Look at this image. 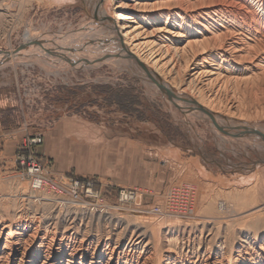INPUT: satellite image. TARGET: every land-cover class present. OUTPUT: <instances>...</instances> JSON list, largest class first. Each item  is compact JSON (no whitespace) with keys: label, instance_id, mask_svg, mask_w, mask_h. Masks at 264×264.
<instances>
[{"label":"rangeland","instance_id":"obj_1","mask_svg":"<svg viewBox=\"0 0 264 264\" xmlns=\"http://www.w3.org/2000/svg\"><path fill=\"white\" fill-rule=\"evenodd\" d=\"M96 2L0 0V50L21 45L26 32H76ZM89 49L40 54L31 48L0 68V191L42 190L29 184L21 163L31 154L64 198L87 213L141 223L157 238L190 230L194 249L204 250L200 259L240 264L236 248L264 234V207L256 210L264 206V164L251 165L259 151L224 138L208 122L184 119L122 66L91 63ZM254 121L264 129V117ZM123 190L137 196L121 199ZM95 220L94 231L107 229L106 220ZM207 234L209 241L199 244Z\"/></svg>","mask_w":264,"mask_h":264},{"label":"bare ground","instance_id":"obj_2","mask_svg":"<svg viewBox=\"0 0 264 264\" xmlns=\"http://www.w3.org/2000/svg\"><path fill=\"white\" fill-rule=\"evenodd\" d=\"M22 44L0 50V68L31 48L40 54L90 48L91 63L122 66L184 119L208 122L224 138L243 140L259 151L251 165L264 164V129L254 121L264 117V0H97L76 32H26ZM44 171L29 173L39 192L0 191V264H223L222 256L200 259L204 250L194 249L190 230L157 238L141 223L87 213L67 201ZM95 219L106 220L107 229L94 231ZM201 238L199 244L210 236ZM244 243L247 248H236L237 261L259 264L264 234Z\"/></svg>","mask_w":264,"mask_h":264},{"label":"built area","instance_id":"obj_3","mask_svg":"<svg viewBox=\"0 0 264 264\" xmlns=\"http://www.w3.org/2000/svg\"><path fill=\"white\" fill-rule=\"evenodd\" d=\"M36 143H38V140H32L31 142H29V144H36ZM26 161H24V159L21 161V163L22 164H25V162H26V166H27V172L28 173H30V172H41L39 169H40V167H39V164L37 163V161L33 158V156H31V154H28V156L26 157ZM87 193L88 194H90V195H92V190L90 189V188H88L87 190ZM125 194V198L127 197V198H132V197H134V199H135V197H136V194L133 196V192L132 191H127V190H125V193H123V192H120V198L122 197V195H124ZM124 198V199H125ZM122 199V198H121ZM156 210H157V208L156 207H153L152 209H151V211H154V212H156Z\"/></svg>","mask_w":264,"mask_h":264},{"label":"water","instance_id":"obj_4","mask_svg":"<svg viewBox=\"0 0 264 264\" xmlns=\"http://www.w3.org/2000/svg\"><path fill=\"white\" fill-rule=\"evenodd\" d=\"M22 47H25V44L19 45L16 49H19V48H22Z\"/></svg>","mask_w":264,"mask_h":264}]
</instances>
